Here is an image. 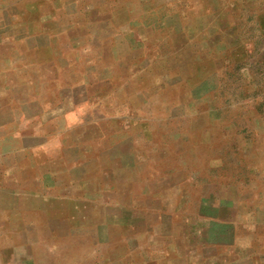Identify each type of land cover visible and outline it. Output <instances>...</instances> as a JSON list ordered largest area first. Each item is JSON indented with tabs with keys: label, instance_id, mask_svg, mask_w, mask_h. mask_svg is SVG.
I'll list each match as a JSON object with an SVG mask.
<instances>
[{
	"label": "crops",
	"instance_id": "1",
	"mask_svg": "<svg viewBox=\"0 0 264 264\" xmlns=\"http://www.w3.org/2000/svg\"><path fill=\"white\" fill-rule=\"evenodd\" d=\"M100 9L1 31L0 264H264V79L201 80L264 67V0ZM172 9L207 52L139 48Z\"/></svg>",
	"mask_w": 264,
	"mask_h": 264
},
{
	"label": "rangeland",
	"instance_id": "2",
	"mask_svg": "<svg viewBox=\"0 0 264 264\" xmlns=\"http://www.w3.org/2000/svg\"><path fill=\"white\" fill-rule=\"evenodd\" d=\"M122 3L123 0H0V37L1 31L10 28L11 19L18 21L27 18L29 27L38 31L51 32L56 27L64 24L57 18L73 16L88 20L91 32L99 31L97 21H93L101 15L100 6L107 2ZM179 9H172L168 12L155 14L151 40L138 41L139 48H148L154 51L155 60L169 59L170 63H183L194 57V50L207 52L210 40L205 35L202 41L193 39L194 33L199 27L192 21L190 31L186 29V24L178 12ZM125 18L124 15L121 18ZM89 22V23H88ZM203 36V33L199 34ZM200 49V50H199ZM204 58V57H203ZM211 76V67L206 65L202 71V81L218 80L220 82H233L235 87L230 89L234 102L241 101L243 93L241 83L249 81H259L264 79V67L259 64L249 65L244 68L239 67L228 72L220 70ZM247 87V86H246ZM245 87V88H246ZM248 88H246L247 91ZM225 89H223V92ZM224 98V93L221 95Z\"/></svg>",
	"mask_w": 264,
	"mask_h": 264
}]
</instances>
